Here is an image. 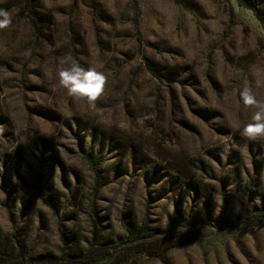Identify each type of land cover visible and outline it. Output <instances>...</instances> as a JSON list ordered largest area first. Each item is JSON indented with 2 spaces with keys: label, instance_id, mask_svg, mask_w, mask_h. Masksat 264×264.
Masks as SVG:
<instances>
[{
  "label": "rangeland",
  "instance_id": "obj_1",
  "mask_svg": "<svg viewBox=\"0 0 264 264\" xmlns=\"http://www.w3.org/2000/svg\"><path fill=\"white\" fill-rule=\"evenodd\" d=\"M249 1L264 13V0ZM0 8L13 16L0 30V264H264V220L246 216L263 201L245 174L258 172L264 140L241 135L255 109L239 97L247 85L264 100L254 10L239 0ZM72 60L108 78L94 110L58 85Z\"/></svg>",
  "mask_w": 264,
  "mask_h": 264
},
{
  "label": "clouds",
  "instance_id": "obj_2",
  "mask_svg": "<svg viewBox=\"0 0 264 264\" xmlns=\"http://www.w3.org/2000/svg\"><path fill=\"white\" fill-rule=\"evenodd\" d=\"M12 24L13 16L10 11L0 8V30H6ZM56 75L58 85L66 90L73 102L83 101L90 110L96 108L108 83L103 71L95 67L85 69L75 60L67 67H58ZM257 86H260V81H257ZM239 97L245 108L255 109L250 122L242 127L241 135L252 141L264 140V100H258L253 89L247 85L239 91Z\"/></svg>",
  "mask_w": 264,
  "mask_h": 264
},
{
  "label": "trees",
  "instance_id": "obj_3",
  "mask_svg": "<svg viewBox=\"0 0 264 264\" xmlns=\"http://www.w3.org/2000/svg\"><path fill=\"white\" fill-rule=\"evenodd\" d=\"M239 1H240V3L245 5L246 7L254 10L257 18L264 24V13L261 10L256 9V7L254 5H252L251 1H249V0H239ZM135 24L137 25V21H135ZM150 70L152 72H154L151 67H150ZM257 147L260 151L261 159H262V162L259 164V170H258V172H256V174L254 176L251 174V171L250 172L245 171V174H246L247 178H249V186H250L251 193L256 191L257 196H259L261 198V200L263 201V203H262L263 205L256 207L251 212H247L246 216L248 218L247 220L260 222V221L264 220V142L259 143ZM236 173H238V176L242 175V174H240L241 173L240 167H239V169H237ZM235 175H237V174H235ZM56 213H58V212L56 211ZM62 240H63V246L68 250L69 245L67 242V237H65V235H64ZM71 247L72 246H70V248ZM81 250L84 251V249H81ZM82 251L75 253V254H70V257L74 256L75 262L80 263V262H82V260H84L88 257V256L84 255V252H82ZM53 256L54 255H47V256H45V258L52 260L54 258ZM54 264H57V263L55 262ZM81 264H84V263H81Z\"/></svg>",
  "mask_w": 264,
  "mask_h": 264
}]
</instances>
